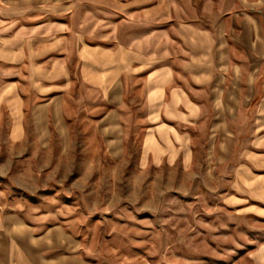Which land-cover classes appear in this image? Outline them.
<instances>
[{
    "label": "crops",
    "instance_id": "crops-1",
    "mask_svg": "<svg viewBox=\"0 0 264 264\" xmlns=\"http://www.w3.org/2000/svg\"><path fill=\"white\" fill-rule=\"evenodd\" d=\"M3 4L0 108L16 141L32 134L37 149L64 159L81 134L84 148L98 140L121 157L141 132L145 164H193L202 153L231 167L227 205L264 215L239 198L250 191L264 203V0ZM67 228L0 216V264H97ZM236 264H264V250Z\"/></svg>",
    "mask_w": 264,
    "mask_h": 264
},
{
    "label": "rangeland",
    "instance_id": "rangeland-1",
    "mask_svg": "<svg viewBox=\"0 0 264 264\" xmlns=\"http://www.w3.org/2000/svg\"><path fill=\"white\" fill-rule=\"evenodd\" d=\"M5 72L0 66V87ZM80 136L64 159L57 149L48 156L32 134L16 141L0 108V216L65 223L97 264H236L264 250V215H240L226 203L231 167L217 168L202 153L193 164L185 157L145 164L141 132L129 134L121 157L105 154L98 140L84 148ZM51 158L56 164L46 169ZM239 198L264 211L250 191Z\"/></svg>",
    "mask_w": 264,
    "mask_h": 264
},
{
    "label": "trees",
    "instance_id": "trees-1",
    "mask_svg": "<svg viewBox=\"0 0 264 264\" xmlns=\"http://www.w3.org/2000/svg\"><path fill=\"white\" fill-rule=\"evenodd\" d=\"M256 104V102H253V105H255Z\"/></svg>",
    "mask_w": 264,
    "mask_h": 264
}]
</instances>
